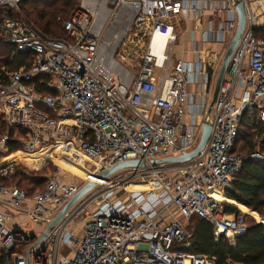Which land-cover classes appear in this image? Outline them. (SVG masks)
<instances>
[{
    "label": "built area",
    "instance_id": "obj_1",
    "mask_svg": "<svg viewBox=\"0 0 264 264\" xmlns=\"http://www.w3.org/2000/svg\"><path fill=\"white\" fill-rule=\"evenodd\" d=\"M24 1L0 0V41L23 55L17 60L10 55L16 69L0 66V121L25 131L13 139L0 131V154L10 156L7 146L17 141V152L35 155L40 163L55 156L74 166L84 159L93 167L85 181L95 180L96 186L30 249L40 235L31 240L25 231L9 230L6 209L24 211L45 228L80 185L51 177L29 195L1 183L14 168L0 163V251L11 255L10 264H214V257L189 251L184 220L198 216L210 224L215 239L230 243L248 228L245 214L226 213L215 195L230 187L243 162L264 163L262 138L254 139L248 154L233 152L248 108L264 123V39L253 34L264 24V0H242L245 28L210 111L212 70L218 71L237 24L232 0L203 6L199 0H81L62 22L64 37L42 31L24 13ZM207 7L225 13L201 34L202 43H219L220 52L195 44L192 61L172 58L171 18ZM117 16L141 36L148 33L135 72L116 59L121 48L131 47L128 28L109 34ZM155 34L166 37L158 52L150 48ZM47 87L51 93L41 91ZM203 122L210 133L196 156L160 162L192 151ZM131 159L144 166L96 178ZM20 245L29 246L12 252Z\"/></svg>",
    "mask_w": 264,
    "mask_h": 264
},
{
    "label": "trees",
    "instance_id": "obj_2",
    "mask_svg": "<svg viewBox=\"0 0 264 264\" xmlns=\"http://www.w3.org/2000/svg\"><path fill=\"white\" fill-rule=\"evenodd\" d=\"M76 4L77 0H25L22 7L26 5L33 7L25 14L29 18L31 15L34 16V20L30 19L46 34L53 37H64L66 33L63 23H58L56 18L59 13L65 15L67 8L72 9ZM253 34L255 37L264 39V24L254 28ZM13 49V46L0 41V66L4 65L10 69L17 68V65L12 63L13 60H10V55H14L16 60L21 59L23 55L14 53ZM41 91L52 92L48 87L42 88ZM0 131H7L12 139L25 135V131L21 128L7 126L2 121H0ZM252 138L264 140V123L258 119L255 108H248L239 122L233 152L240 154L251 152L254 149ZM19 149H21V144L17 141H12L7 146L8 153ZM32 174L29 178L20 168L9 179L1 180V183L5 186L12 185L25 189L30 195L36 189H43L46 183V180H42L39 176L36 177L37 173L32 172ZM12 180L15 182L12 183ZM224 195L227 199L238 203L239 210H252L264 218V163L252 160L243 162L230 187L224 190ZM221 199L225 198L221 195ZM237 208L223 202V209L226 213L237 214L239 213ZM189 223L190 252L214 257V264H264L263 223L252 220L248 223L246 231L235 237L232 243L215 239L210 224L198 216H192Z\"/></svg>",
    "mask_w": 264,
    "mask_h": 264
},
{
    "label": "rangeland",
    "instance_id": "obj_3",
    "mask_svg": "<svg viewBox=\"0 0 264 264\" xmlns=\"http://www.w3.org/2000/svg\"><path fill=\"white\" fill-rule=\"evenodd\" d=\"M81 0H77V4L72 8V9H68L67 8V13L64 15L62 13L58 14V17L56 18V21L60 24H62L61 22H63L68 16L69 14L74 10V8L76 6L79 5ZM23 11L24 13H28L29 10H32L33 7L26 5L24 7ZM26 9V10H25ZM30 18L32 20H34V16H30ZM171 22L173 23L174 26V34H175V42L173 43L172 47H171V55L172 58H177L178 55V51L179 49L175 52L176 48H178L180 46V42L183 39V34L185 32L184 30V26L183 23L181 21V17L180 16H173L171 18ZM127 21H124L120 18V16H117L115 19V22L113 23L112 27H111V31L109 32L110 35L112 34H119L121 35L123 33L124 30H126L127 28L130 31V36L128 38H126V44L130 45L131 47H126L125 48H121L118 53L116 54V59L119 60L120 62H122V64L129 69L130 71L135 72L136 70H134L135 64L136 63H140L142 56L144 55L147 45H148V33L147 35H145V37L141 36V33H139L137 31V29L133 28L134 25H131L128 27L127 25ZM144 29V33H146V27L143 28ZM134 33H137L136 35H134ZM62 35V33H61ZM127 45V46H128ZM155 46H157V43L153 40L151 41V45L150 48L151 49H155ZM121 56H125V59L123 60L121 58ZM215 78V76H214ZM255 138H252V140L254 141ZM20 150V149H19ZM33 156L35 155H25L19 152H14L13 156L8 157V162H6V165H10L13 166V170L14 172L17 169L22 168L25 172V174L27 175V177L31 178L32 177V172L33 173H37L36 177L39 176L42 180H46L54 177L57 178L58 180L65 182V183H70V184H77L82 186L86 181L85 179V174L87 173V171H92L93 167L90 165V163H88L86 160L81 159L79 162V165H67L66 163L62 162L61 160H58L57 157L53 156L52 159H47L43 162L40 163L39 159L33 158ZM27 166V167H26ZM31 167V168H30ZM75 167V168H74ZM77 167V168H76ZM33 168V169H32ZM32 174V175H31ZM121 174V173H120ZM118 174L117 176H113L114 178H118V176L120 175ZM15 182V180H12V183ZM149 182V181H147ZM223 198L226 199L225 195H223ZM223 199V200H225ZM226 203H228L227 201H224ZM230 204H232L231 202H229ZM250 210V209H249ZM242 213L245 214L247 223H250L252 220L254 222H260L261 219H264L261 215H259L258 213L253 212L252 210L248 211L246 209H241ZM172 212L174 213L175 210H172ZM240 213V212H239ZM191 218L184 220V224H185V228L188 231V227H189V221Z\"/></svg>",
    "mask_w": 264,
    "mask_h": 264
},
{
    "label": "crops",
    "instance_id": "obj_4",
    "mask_svg": "<svg viewBox=\"0 0 264 264\" xmlns=\"http://www.w3.org/2000/svg\"><path fill=\"white\" fill-rule=\"evenodd\" d=\"M199 2H200L201 6H203V4L205 2L207 5L210 4V0H199ZM216 2L220 3L221 1H214L213 4L216 5ZM202 9L203 10L200 11L201 12L200 14L193 11V10H189V9L183 10L182 12H180L178 14V16L181 17V21L183 23L185 32L183 34L184 37H183L182 41L180 42V46L178 48H176V50H175V52H176L179 49V51H178L179 56L175 59L181 58L185 61H192V59L194 58V54L192 52V49H193V46L195 44H197V46H199L202 49H204V48L205 49H211V50L217 51V52H220V50L222 49V46L219 43H214V44L202 43L201 42V34H202V31L204 29H207L208 22L210 20H212L214 22L215 19H222V18H224L225 13L213 11L209 7H207L206 9L205 8H202ZM195 26H196V28H195ZM212 72H213V75L215 74V76H216L217 71L212 70ZM17 151H19V150H17ZM3 155L4 154H0V163L3 165H6V162H8V159H9L8 157L13 156L14 152L10 153V156L5 155L4 157H2ZM9 186H12V185H9ZM217 193H220V192H217ZM220 194L224 195V192L220 193ZM222 201L223 202L227 201L228 203L231 202L232 203L231 205H233L235 208H237L238 203H236L232 200H229L226 198L225 200H222ZM238 211L242 212L239 209H238ZM6 212L9 216L7 223H6V226L9 230H12V231L22 230V231H25L27 234H30V236H32V235L39 236L43 232L44 227L42 228V226L40 227L39 225L34 224L30 220V218L26 212L21 211V210H14V209H6ZM28 246L27 245H20L19 247L16 246L12 250V252L13 251H19V250H25L28 248ZM10 259H11L10 254L6 255L2 251H0V264H10V262H11Z\"/></svg>",
    "mask_w": 264,
    "mask_h": 264
},
{
    "label": "water",
    "instance_id": "obj_5",
    "mask_svg": "<svg viewBox=\"0 0 264 264\" xmlns=\"http://www.w3.org/2000/svg\"><path fill=\"white\" fill-rule=\"evenodd\" d=\"M233 1V7L236 12V19L237 24L234 31V34L231 38V41L229 42L228 46L225 49V52L223 54V57L221 59V62L218 67L217 75L215 78L214 86H213V92H212V98L210 102L209 111L212 108V105L216 99V95L218 93L219 85L221 83L222 77L224 75L228 60L232 52L234 51L235 47L237 46L239 39L243 33V30L245 28L246 23V13L243 6L242 0H232ZM210 133V125L207 122H203L201 126V134L200 138L198 140V143L196 147L190 151L186 152L182 155L178 156H172V157H166L162 158L160 160L161 163L168 164V163H180L185 162L189 159H192L194 156H196L204 147L208 136ZM153 164H157L158 162L156 160H152ZM144 166V162L141 160H126L119 162L117 164H114L110 166L109 168L101 171L96 175L97 179L104 180L108 179L111 175H113L115 172L126 169L133 166ZM96 186L95 180H89L86 183H84L82 186H80L79 190L76 192V194L68 201L66 204L57 212V214L48 222V224L43 229V232L40 234L39 237L36 238V240L32 243L30 246V249L40 244L47 236V234L54 228V226L58 223V221L61 219L63 214L72 206L74 205L79 199H81L86 193H88L93 187ZM34 235L31 236V240L34 239ZM237 237V236H236ZM28 255V252H27Z\"/></svg>",
    "mask_w": 264,
    "mask_h": 264
},
{
    "label": "bare ground",
    "instance_id": "obj_6",
    "mask_svg": "<svg viewBox=\"0 0 264 264\" xmlns=\"http://www.w3.org/2000/svg\"><path fill=\"white\" fill-rule=\"evenodd\" d=\"M153 40L157 43V46H155V49H152V50L155 51V52L160 51V49H162L163 46H164L165 43H166V37H163V36H160V35H157V34H155V35L153 36V39H152L151 41H153ZM26 155H29V156H30V154H26ZM76 168H77V167H76ZM129 188H143V187H142V185H141V186H139V185H132V186H129ZM221 195H222V194H220V193H216L215 196H216L219 200H223V199H221ZM222 196H223V195H222ZM261 221L264 222V219H261Z\"/></svg>",
    "mask_w": 264,
    "mask_h": 264
}]
</instances>
